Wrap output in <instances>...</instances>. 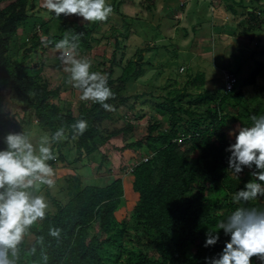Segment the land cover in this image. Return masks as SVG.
Returning a JSON list of instances; mask_svg holds the SVG:
<instances>
[{
  "label": "trees",
  "instance_id": "obj_1",
  "mask_svg": "<svg viewBox=\"0 0 264 264\" xmlns=\"http://www.w3.org/2000/svg\"><path fill=\"white\" fill-rule=\"evenodd\" d=\"M149 1L154 4V0ZM254 1L255 4L248 2L251 4L248 6L245 0L230 3L221 0L217 8L212 9L216 29L229 25L239 13L256 20L255 12L264 8V4ZM28 3L29 0H0V105L6 102V95L11 92V101L20 102L25 111L22 121H26V117H30L29 110H33L43 132L50 131L53 135L57 129L63 128L65 136L76 143L78 155L75 161L82 155L101 152L98 140L106 145L116 138L124 140L120 150H144L145 155L131 165L129 171L131 190L138 195L129 217L119 216L127 201V182L116 178L103 184H83L81 175L76 172L68 176L66 202L55 199V210L46 211L43 219L28 227L34 235L31 245L27 246L21 239L15 255L8 251V259L12 264H205V257L218 255L229 237L221 229L218 243L205 248L203 244L208 229L226 220L238 207L264 210L259 197L247 203L233 200L246 182L228 167L230 153L225 149L232 142L224 131L231 120H239L242 126H251L253 116L264 115V102L251 106V97L245 92L246 86L256 82L257 73L264 70V64L256 63V69L248 74L245 73L248 70L245 64L235 71L227 69L235 77L230 90L206 88L193 96L188 91L189 84L204 83V74H189L183 87L162 85L161 89L166 90L162 95H155L152 88L132 90L145 66L142 54L135 62L126 58L121 41L130 36L127 28L114 35V50L107 58L108 64L103 62V68L92 66L90 69L107 77L114 94L106 101L112 106L111 110H105L98 103L82 101L76 113L50 101L52 97L60 96L61 86L53 88L43 74L44 66L36 68L27 60L39 48L55 49L57 42L65 37L69 41L66 47L73 50L75 45L74 53L81 54L90 52L101 38L95 36L89 25L75 23L51 34L48 20L33 22V29L22 42L20 38L18 41L20 28L31 21L29 10L34 6H28ZM151 4L147 6H153ZM194 6L198 8V3ZM237 6H241V12ZM225 15L229 19H225ZM249 30L252 28L248 27L246 31ZM42 36L47 37V45L41 44ZM257 36L261 37V34ZM19 48L23 49V55L16 53ZM260 52L264 54V46ZM180 66L173 68L174 74L179 75ZM117 68L121 72L115 76ZM172 81V84L178 83L176 78ZM154 109L164 112L168 123L162 125L160 120L151 117L153 121L147 127V134L137 138L134 135L136 120L144 119ZM235 109L237 114L233 112ZM80 119L88 124L83 135L76 134L72 128ZM117 119L122 120V125L110 128L106 124ZM18 126L12 113L0 110V150L7 147L5 140L11 134L9 127L21 134ZM63 140L54 141V154V148L61 146ZM98 153L93 156L96 158ZM101 155L104 160L106 156L102 152ZM59 158L65 161L63 155ZM56 159L48 163L52 165ZM46 187L41 185L40 191ZM132 219L141 230L139 235L130 233ZM51 229H58L59 235H51ZM145 244L153 247L158 256H150L142 247ZM192 244L195 248L190 254ZM253 264L256 263L253 261Z\"/></svg>",
  "mask_w": 264,
  "mask_h": 264
},
{
  "label": "rangeland",
  "instance_id": "obj_2",
  "mask_svg": "<svg viewBox=\"0 0 264 264\" xmlns=\"http://www.w3.org/2000/svg\"><path fill=\"white\" fill-rule=\"evenodd\" d=\"M201 1L198 11L197 6H190L194 0H154V4H151L149 0H107V3L113 9L108 19L102 22L90 23L75 15L65 16L63 14L57 17L54 13L42 7L43 0H29L28 6H34L29 10L31 21L27 26L20 28L17 40L19 41L20 38L22 42L25 39V35H28L29 31L33 29V22L40 23L50 20L49 25L51 26L48 28L51 34L59 33L61 28L67 24H87L94 30L95 36L101 38V42L88 53H74V55L78 59L88 58L95 68L96 66L103 68L102 63L107 62V58L111 56L114 50V35L129 28L130 36L121 41L126 50V58H131L135 62L142 54V62L145 66L143 74L134 81L135 83L131 87L132 90L141 91L152 88L155 95H162L166 94V90L161 89L162 85H167L168 88L183 87L189 74H204L206 79L204 83L189 84L188 91L196 96L206 88L210 90L220 88L223 90L229 74L227 69L235 71L243 64L247 65L248 68L246 74L256 69V63L262 62L259 59L262 56L255 52L264 46V8L260 7L255 12L256 20L250 19L248 15L242 17L243 15L239 13L235 17L236 20L230 21L228 28L223 26L222 31L218 29L214 31L212 22L214 23L215 12L211 16L212 9L218 6L221 0ZM226 1L230 3L234 0ZM245 1L247 3L251 1V4L256 3L254 0ZM257 1L260 5L264 4V0ZM149 3L153 6L148 7L147 4ZM251 4L248 3V6H251ZM237 8L239 12L242 11L241 6H237ZM227 19H229V16ZM218 26H221V24H218ZM248 27L252 28L251 32L244 31ZM259 33L262 36V41L257 42L255 39L250 41L252 35ZM67 49L71 50L70 48ZM22 51L23 49L19 48L16 53L23 55ZM63 51L64 49L39 48L32 52L27 61L37 66L36 68L44 66L43 74L53 88L61 86L60 96L52 97L50 101L60 103L64 108L73 109L76 112L82 102L79 99L81 93L80 90L73 88L72 84L69 83L70 73L65 71L68 65L63 62ZM262 63L264 64V62ZM179 65H181L179 69L181 73L179 72V75H176L173 73V68H177ZM182 66L185 68L183 69ZM120 72V68H117L115 76H118ZM240 75L243 76L244 73H240ZM172 78H176L178 83L172 84ZM245 92L251 97V106L258 102H264V70L257 73L256 82L246 86ZM6 96V102L0 105V110H7L12 113L14 120L19 123L17 128L20 133L28 136L34 149L38 152L40 142L45 137L51 142L52 147L54 144L52 134H50V131L43 132L38 126L37 117L34 116L33 110H29L28 115L30 117H26V121H22L21 118L25 111L22 110L21 103L17 100L14 101V99L11 101V92L7 93ZM121 110L124 112V109ZM233 112L237 114L236 109ZM164 115V112L154 109L144 119L136 120L134 135L137 138L146 135L147 127L150 121L153 120H160L162 125H165L168 120ZM151 117L153 120H151ZM122 123L121 119H117L107 121L106 124L110 128H114L122 125ZM239 126H242L239 120H231L224 129L232 143L235 142L234 136H230L229 132L238 129ZM8 132L16 134L13 127H9ZM65 137L61 146L54 148L55 157L58 159L50 165L55 171V187L49 188L47 186L40 191V186L39 190L33 187L27 189V191L33 196H43L48 204L46 211L53 212L56 208L55 199L66 202L65 189L68 176L74 175L76 172L81 175L83 184L91 182L103 184L116 178H122L125 183H128L125 191L127 201L124 207L121 208L119 216L121 218L124 216L129 217L131 207L138 199V195L131 190V183L128 181L131 178L129 171L131 165L133 166L136 162L142 160V155H145V153L143 154L144 150H120L124 145V140L121 138L111 139L106 145L101 144L98 140L99 150L106 156L104 160H102L101 152L95 151L90 155H82L80 159L75 161L74 159L78 155L76 143L72 138ZM97 153L98 155L95 158L93 154ZM61 155L65 157V161L59 158ZM254 171H256L254 165L252 168L244 167V170L238 175L245 182H248L255 179L251 175ZM259 201L264 204V197H259ZM129 230L133 236L141 233L140 228H137V224L133 219L130 221ZM22 239L27 246H30L34 235L27 228ZM145 240L144 242H146ZM194 246L195 244H192L189 247L190 254H193ZM142 247L150 256H158L153 247L147 244L142 245ZM253 261L256 264L261 262L257 257Z\"/></svg>",
  "mask_w": 264,
  "mask_h": 264
},
{
  "label": "clouds",
  "instance_id": "obj_3",
  "mask_svg": "<svg viewBox=\"0 0 264 264\" xmlns=\"http://www.w3.org/2000/svg\"><path fill=\"white\" fill-rule=\"evenodd\" d=\"M42 7L57 17L75 15L90 23L107 20L113 11L107 0H43ZM40 42L47 45V37L42 36ZM68 43L65 37L57 42L56 48L64 49L62 59L68 65L65 71L70 73L69 83L80 90L79 99L111 110L112 106L106 101L114 94L107 77L90 71L91 61L86 57L76 58L75 45L73 50H68ZM252 121L251 126H239L229 132L235 142L225 149L230 153L228 167L235 174L241 173L244 167L252 168L253 164L258 170L251 173L255 180L246 182L233 196L237 203L264 197V115L253 116ZM72 128L76 134L83 135L88 128L87 121L77 120ZM65 138L63 128L52 135L55 142ZM5 142L6 149L0 150V189H4L0 191V264H12L8 251L16 254L26 229L43 219L48 208L43 196H33L27 189L39 190L41 185L55 187V171L48 161L56 157L47 137L42 138L38 152L24 134H9ZM221 229L229 239L218 255L204 258L205 264H253V257L264 264V210L236 208L226 220L206 231L203 247L216 245ZM50 234L58 236L59 230L51 229Z\"/></svg>",
  "mask_w": 264,
  "mask_h": 264
},
{
  "label": "crops",
  "instance_id": "obj_4",
  "mask_svg": "<svg viewBox=\"0 0 264 264\" xmlns=\"http://www.w3.org/2000/svg\"><path fill=\"white\" fill-rule=\"evenodd\" d=\"M198 1H199V3H198ZM198 1H196V2L198 3V6H199V5L201 4L202 1H201V0H198ZM196 2H192V3L190 4V6L193 7V6H194V3H196ZM190 6H189V7H190ZM195 7H196V6H195ZM210 8H211V7H210ZM215 8H217V6H215L213 9H215ZM224 17H225V19H227L228 16L225 15ZM242 17H244V16H242ZM227 26H228V25H227ZM227 26H225V27L228 28ZM216 27H217V25L214 24V23L212 22V29H213L214 31L217 30ZM246 30H247V28H246L244 31H246ZM219 31H222V29L219 30ZM246 32H251V30L246 31ZM257 35H258V34L252 35L251 38H250V41H253L254 39H255L257 42L263 40V39H262V36H261V37H258ZM245 42H246V41H245ZM257 42H256V43H257ZM261 48H262V47H261ZM261 48L257 49L255 53H259V54L262 56V57L259 58V59H260L262 62H264V60H263V59H264V57H263L264 54H262V53L260 52V49H261ZM65 193H66V196H67V188L65 189ZM67 198H68V197H67Z\"/></svg>",
  "mask_w": 264,
  "mask_h": 264
},
{
  "label": "built area",
  "instance_id": "obj_5",
  "mask_svg": "<svg viewBox=\"0 0 264 264\" xmlns=\"http://www.w3.org/2000/svg\"><path fill=\"white\" fill-rule=\"evenodd\" d=\"M234 81H235L234 75L229 73L226 78V89L227 90H230L233 87Z\"/></svg>",
  "mask_w": 264,
  "mask_h": 264
}]
</instances>
